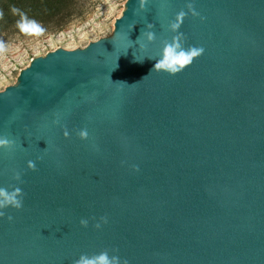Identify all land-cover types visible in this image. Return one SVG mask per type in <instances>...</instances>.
<instances>
[{
    "label": "water",
    "instance_id": "1",
    "mask_svg": "<svg viewBox=\"0 0 264 264\" xmlns=\"http://www.w3.org/2000/svg\"><path fill=\"white\" fill-rule=\"evenodd\" d=\"M173 38L202 49L174 74ZM0 137V264H264V0H128L0 91Z\"/></svg>",
    "mask_w": 264,
    "mask_h": 264
},
{
    "label": "rangeland",
    "instance_id": "2",
    "mask_svg": "<svg viewBox=\"0 0 264 264\" xmlns=\"http://www.w3.org/2000/svg\"><path fill=\"white\" fill-rule=\"evenodd\" d=\"M128 0H80L77 13L61 27L37 26L28 34L0 36V91L18 82L21 71L38 56L58 49H81L109 38Z\"/></svg>",
    "mask_w": 264,
    "mask_h": 264
},
{
    "label": "clouds",
    "instance_id": "3",
    "mask_svg": "<svg viewBox=\"0 0 264 264\" xmlns=\"http://www.w3.org/2000/svg\"><path fill=\"white\" fill-rule=\"evenodd\" d=\"M13 11L17 12L19 10L13 9ZM178 15L183 16V11H181ZM18 25L22 30L27 29L28 22L24 14H22L21 21H18ZM178 27L179 25L175 22H172L169 25V29L173 32H175ZM148 39L151 41L155 39V37L153 34L149 33ZM201 51L202 49H197L195 47H184L177 38H173L172 40H165L163 42L161 54L155 61L153 67L174 74L181 71L186 65L190 64L193 58L198 56ZM121 82L126 83L124 81ZM80 135L82 137H86L87 132H81ZM13 143L14 141L10 140L7 137H0V146H11ZM29 164L30 166H32V162H29ZM13 179L16 181H20L21 173L18 171L14 172ZM23 203L24 194L22 193L20 187L9 188L0 186V209H6L9 207L20 209L23 207ZM2 214L3 213H0V215ZM8 219L12 220L13 217L9 216ZM81 224L83 226H87L88 220L86 218H82ZM99 226L100 225L97 224V227ZM72 264H122V261L119 255L114 250L104 249L98 253H93L91 255L87 253H81L79 258L75 259ZM123 264H126V261L123 262Z\"/></svg>",
    "mask_w": 264,
    "mask_h": 264
},
{
    "label": "trees",
    "instance_id": "4",
    "mask_svg": "<svg viewBox=\"0 0 264 264\" xmlns=\"http://www.w3.org/2000/svg\"><path fill=\"white\" fill-rule=\"evenodd\" d=\"M79 2L80 0H0V36L9 32L28 34L37 26L61 27L77 13ZM13 9L19 11L14 12ZM22 14L27 18L26 30L18 25Z\"/></svg>",
    "mask_w": 264,
    "mask_h": 264
}]
</instances>
